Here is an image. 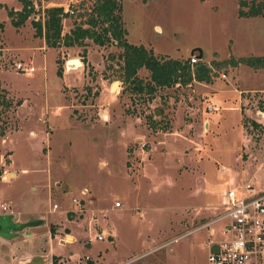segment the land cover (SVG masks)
Segmentation results:
<instances>
[{"label": "rangeland", "instance_id": "obj_1", "mask_svg": "<svg viewBox=\"0 0 264 264\" xmlns=\"http://www.w3.org/2000/svg\"><path fill=\"white\" fill-rule=\"evenodd\" d=\"M92 1H33L35 15L14 30L7 13L20 2L0 0V47L13 50L0 66L11 92L0 124V172H16L0 180V207L8 203L24 219L18 251L38 249L41 264L51 247L64 254L56 264H108L101 254L113 243L126 258L172 238L139 263L207 264L210 228L211 239H220L222 221L184 232L215 217L228 188H264V68L225 63L264 55V16L238 17V0H119L128 43L179 60L197 47L196 62L213 67L210 83L157 88L149 97L122 84L119 61L109 58L120 51L113 44L38 48L30 20L42 21L44 7L68 10L66 33L74 20L85 21ZM18 59L31 61L33 72L15 70ZM72 60L80 66L68 71ZM49 209L56 223L46 220ZM35 213L45 220L26 226Z\"/></svg>", "mask_w": 264, "mask_h": 264}, {"label": "trees", "instance_id": "obj_2", "mask_svg": "<svg viewBox=\"0 0 264 264\" xmlns=\"http://www.w3.org/2000/svg\"><path fill=\"white\" fill-rule=\"evenodd\" d=\"M18 1L21 5L20 9L10 10L7 13L10 24L14 27L22 25L29 16H34L33 1L40 2V0ZM87 10L84 22L74 20L69 30L66 33H61V22L68 16V10L64 11L61 6H46L42 9V21L40 18L30 20L34 27V35L42 37L45 46L50 48L83 47L85 39L98 46L108 44L117 46L120 51L116 55H109V58L111 60L114 57L118 59L120 66L118 78L122 84H125L126 89L137 95L146 94L151 97L157 88H169L176 84L178 86L186 85L191 81L211 82L214 72L210 64L199 61L190 64L188 59L179 60L156 56L150 49L142 45L128 43L125 38L126 30L120 17L119 0H93L91 7ZM236 15L238 17L264 16V0H238ZM56 63H58L57 58ZM225 63L234 67L241 63L252 68H264V55L231 58ZM139 69L147 71L146 78L138 76ZM56 74H61L59 66L56 69ZM249 123L254 128L260 127L256 121L250 120ZM150 124L152 127L154 126L153 121ZM243 125L245 126V123ZM56 258L57 256H52L51 264H56Z\"/></svg>", "mask_w": 264, "mask_h": 264}, {"label": "built area", "instance_id": "obj_3", "mask_svg": "<svg viewBox=\"0 0 264 264\" xmlns=\"http://www.w3.org/2000/svg\"><path fill=\"white\" fill-rule=\"evenodd\" d=\"M188 58L190 64L198 60L194 54ZM13 68L24 72L34 70L30 61L24 63L21 60L14 61ZM4 107L0 102V124ZM86 191L81 188L79 192L84 195ZM221 196L222 209L210 221H222L221 237L210 238L206 243L207 264H264V188L254 190L245 183L239 189L228 188ZM114 205L118 206L117 203ZM214 234L212 229L211 237Z\"/></svg>", "mask_w": 264, "mask_h": 264}, {"label": "crops", "instance_id": "obj_4", "mask_svg": "<svg viewBox=\"0 0 264 264\" xmlns=\"http://www.w3.org/2000/svg\"><path fill=\"white\" fill-rule=\"evenodd\" d=\"M2 8H0V11H1ZM18 27H13V28H14V30H17V29H19ZM3 31H4V27H3ZM30 33H31V35H34V33H32V32H30ZM2 34H3V36H2L3 41L5 42V40H4V32H2ZM37 39H38V45H39L38 48H40L42 50L46 49V46H45L44 41H43V38L40 37V38H37ZM12 51L13 50L11 48H9L8 45H6V43L2 47H0V66L5 67L7 61L9 60V56L12 55L11 54ZM18 60H21L22 61V59H18ZM27 61H29V60H27ZM27 61L24 62V63H27ZM30 63H31V61H30ZM241 91H243V90L238 91V95H239V93H241ZM9 94H11L10 90L8 88H6L2 84V82L0 80V102L3 103V104H4V102L7 103L8 102V98H9L8 97ZM12 94H15V93L12 92ZM16 96H18L19 98L21 97L20 95H16ZM238 97H239L238 100L240 102L241 96L239 95ZM209 107H210V109L211 108H215V107H212V105H209ZM2 161H3V158L1 159V162ZM1 162H0V164H1ZM9 162L11 163V160ZM7 175H12V176L6 178ZM15 175H16V172L15 171L8 172V171L4 170V168H3L2 169V172H0V180H3V181H6L7 182L12 177H14ZM33 188L34 187H32V189ZM3 205H5L6 208L4 207V209H3ZM7 206L9 208H7ZM190 208H192V207H190ZM54 212L57 213L56 210L49 209L47 211V214H48L47 217H46V220L47 221L56 223V221L54 220L56 217L52 216V214ZM16 215L18 216V219H16V217H15ZM27 216H29V214ZM32 216H38V217L37 218L28 219V220H31V222L29 221L30 224L29 225L26 224V226H33V227H35L36 225H38L36 223H39L41 220H45L44 219V216H39L36 213L35 214H32ZM213 218L202 222L198 226H193V228L188 229L186 232H184V234H186L188 232H191V231H195L197 229H200L203 226H209L210 224L215 223V222H210ZM52 220H54V221H52ZM23 221H24V219H22V218L19 217L18 211L13 210L8 203L1 204V207H0V264H13V260H14V258H16L15 256L18 254V252H23V253L19 257H17L15 264H25L26 261L25 262H22V260H24L25 258H30V256H32V255L38 256L37 254H39V253L36 252L38 249H35V250H32V251H23V250L18 251V249H20L19 244H18L19 243V241H18L19 240V237L16 234H17L18 228H20L23 224H25V223H22ZM35 229H33L31 231V233H30L31 234V237L35 236L34 235L35 234V231H34ZM212 229L213 228H210V231H209L210 238H211V230ZM57 230H59V229H55L56 232H57ZM110 231H112L111 232V235L114 236L115 235V230L113 228H111ZM100 232L103 234V232H107V230L101 229ZM52 235L57 236V234H52ZM180 235L182 236L183 233L180 234ZM180 235H178V236H180ZM69 236L72 237L73 235L70 234ZM69 236H67V237H69ZM171 239L172 238L166 239L163 242H159V243L157 242L155 245H154V242H153V245L154 246H152L151 248L147 249L146 251L141 252L139 254H136V255H134L132 257L131 256H126V258L125 257L122 258V256H119L117 254L115 244L113 243V244L110 245V242L111 241H109V242H107V244L105 243L106 245H110V246L107 248L106 253H104L105 255L108 254V256L105 257V255L102 253L101 254L100 262H102V260H105V258H106L107 261H108V264H113V263L114 264H131V263H134V262H138V264H148V262H146V261H141L139 263V261L142 260L145 257L144 254H146V256H147L149 254H152L154 252H157L159 249L162 248V245L167 244ZM114 240H115V238H114ZM206 243H205V245H206ZM105 244H103L102 246H98V247H103ZM54 249H55V247H51L50 251L48 250L47 253L43 255L44 256L43 261H44L45 264H51L50 259L52 258V256H59V255H61V258L58 259V261H63L62 256L64 254L61 253V252H59L57 249L54 251ZM91 252H92V250H91ZM91 252H89L90 254L89 253L88 254L91 257H94L95 254H96V251L94 253V256L92 255ZM48 257H49V259H48ZM66 258L68 260L70 259V258H68V256H66L65 259ZM39 264H41V262ZM61 264H65V263L62 262ZM88 264H90V263L88 262ZM150 264H153V263H150Z\"/></svg>", "mask_w": 264, "mask_h": 264}, {"label": "water", "instance_id": "obj_5", "mask_svg": "<svg viewBox=\"0 0 264 264\" xmlns=\"http://www.w3.org/2000/svg\"><path fill=\"white\" fill-rule=\"evenodd\" d=\"M194 51L197 52L196 57L198 59H200V57H201V50H200V48L195 47V48L191 49L190 55L193 54ZM115 84H116V81H114L111 84L110 89H112ZM25 261H26L25 264H39L42 261V259H41L40 256H34V257H31V258H25L24 260H22V262H25Z\"/></svg>", "mask_w": 264, "mask_h": 264}, {"label": "bare ground", "instance_id": "obj_6", "mask_svg": "<svg viewBox=\"0 0 264 264\" xmlns=\"http://www.w3.org/2000/svg\"><path fill=\"white\" fill-rule=\"evenodd\" d=\"M78 66H80V64L78 63L77 60H72V61H68L67 62V68H68L67 70L68 71H72V70H74Z\"/></svg>", "mask_w": 264, "mask_h": 264}]
</instances>
